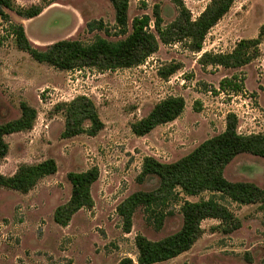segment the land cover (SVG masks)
<instances>
[{
  "label": "rangeland",
  "instance_id": "rangeland-1",
  "mask_svg": "<svg viewBox=\"0 0 264 264\" xmlns=\"http://www.w3.org/2000/svg\"><path fill=\"white\" fill-rule=\"evenodd\" d=\"M30 8L44 0H15ZM210 0H185L196 19ZM159 6L164 26L178 17L170 0H131L129 31L135 17L149 15ZM0 17V124L18 119L25 102L38 112L34 128L5 137L8 155L0 158V174L11 176L23 164L54 159L56 174L42 179L29 193L0 187V264H118L131 258L138 264L137 236L158 241L182 226L180 208L185 201L210 199L213 194H182L168 208L161 228L148 219L143 208L126 233L118 206L131 194L152 189L154 178L139 184L137 177L146 157L171 163L192 152L199 144L226 128V117H238L242 134H264V36L261 55L242 68L203 67L205 52L229 53L243 39H255L264 29V0H237L229 13L207 35L200 53L186 44H160L159 51L139 67L100 72L95 69L60 71L35 61L21 51L11 33L12 24H22L28 39L41 50L60 40L91 44L100 36L118 41L115 10L109 0H58L33 19L5 10ZM102 20L109 30L90 31L88 23ZM170 65L180 69L168 79L159 71ZM236 78L239 92L221 90L220 82ZM86 95L98 108L105 124L95 137L62 138L64 116L55 111L59 103ZM174 96L186 102L184 113L174 122L137 137L130 124L147 116L161 100ZM99 169L92 187L94 207L82 209L67 227L55 223L54 213L71 197L70 172ZM232 182H252L264 189V158L251 154L236 157L225 169ZM241 222L224 233L218 220L202 223L201 238L179 257L158 264H264V211L260 204L240 205L215 196Z\"/></svg>",
  "mask_w": 264,
  "mask_h": 264
},
{
  "label": "trees",
  "instance_id": "trees-1",
  "mask_svg": "<svg viewBox=\"0 0 264 264\" xmlns=\"http://www.w3.org/2000/svg\"><path fill=\"white\" fill-rule=\"evenodd\" d=\"M58 0H44L43 5L30 8L17 6L15 0H0V17L9 22L5 10L15 12L18 16L33 19L43 10ZM115 10L118 37L123 39L109 41L100 36L91 44L78 40H60L41 50L27 37L22 24H12L11 33L17 47L28 53L35 61L47 64L60 71L95 69L100 72L131 69L147 62L160 49V44H186L193 52L200 53L210 31L229 13L237 0H210L205 10L193 19L185 0H170L178 9V17L169 25L164 20L159 6L154 8V20L149 15L135 17L132 31H129V7L131 0H109ZM90 31L109 33L102 20L88 23ZM243 39L229 53L205 52L199 59L203 67L221 66L224 68H242L260 57L262 37ZM180 69L179 65H170L160 70L159 75L168 79ZM220 89L239 92L240 84L236 78H226L220 82ZM183 97H167L158 102L150 113L130 124L131 131L137 137H144L156 128L177 120L185 111ZM21 115L18 119L0 124V158L8 155L9 145L5 137L32 130L38 112L29 104L20 105ZM55 111L63 114L64 130L62 138L79 135L97 136L105 127L94 101L86 95L75 97L70 102L59 103ZM251 154L264 158V134H242L239 132L238 117L229 113L226 117L225 130L199 144L192 152L179 160L163 163L154 157H146L137 177L139 184L148 179L157 180V185L148 190L137 191L128 196L117 208L123 220L126 233L132 230L133 218L138 209L143 208L149 220L161 228L172 214L168 212L170 204L184 194L199 196L210 192L213 196L198 202L185 201L181 208V228L165 238L151 241L144 236H137L138 264H158L175 259L190 251L204 233L202 223L214 219L220 222L219 228L224 233H232L241 227V222L234 213L215 196L240 205L260 204L264 211V189L252 182H232L226 179V167L239 155ZM58 171L54 159L36 164H23L15 174H0V187L22 194L32 191L38 183ZM67 179L72 186L70 200L59 206L54 213V221L67 227L72 217L82 209L92 210L94 200L92 187L99 179V169L93 167L84 172H70ZM118 264H134L131 258H124Z\"/></svg>",
  "mask_w": 264,
  "mask_h": 264
}]
</instances>
